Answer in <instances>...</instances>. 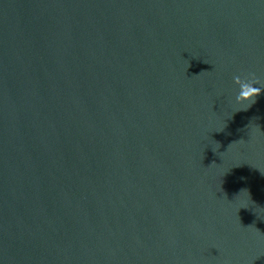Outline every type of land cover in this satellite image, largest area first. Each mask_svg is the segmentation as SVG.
Wrapping results in <instances>:
<instances>
[{
  "label": "water",
  "instance_id": "1",
  "mask_svg": "<svg viewBox=\"0 0 264 264\" xmlns=\"http://www.w3.org/2000/svg\"><path fill=\"white\" fill-rule=\"evenodd\" d=\"M249 74L264 0H0V264H264Z\"/></svg>",
  "mask_w": 264,
  "mask_h": 264
},
{
  "label": "clouds",
  "instance_id": "2",
  "mask_svg": "<svg viewBox=\"0 0 264 264\" xmlns=\"http://www.w3.org/2000/svg\"><path fill=\"white\" fill-rule=\"evenodd\" d=\"M234 83L237 86L234 103L237 111L246 110L255 103L256 98L264 93V87L261 86L259 78L255 74L247 76L234 77ZM258 85V86H257Z\"/></svg>",
  "mask_w": 264,
  "mask_h": 264
}]
</instances>
